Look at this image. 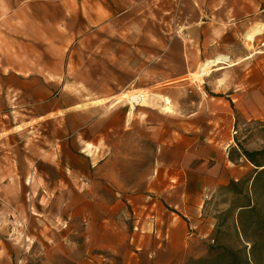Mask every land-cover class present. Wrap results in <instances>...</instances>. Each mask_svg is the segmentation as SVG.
<instances>
[{
	"label": "rangeland",
	"instance_id": "374dc122",
	"mask_svg": "<svg viewBox=\"0 0 264 264\" xmlns=\"http://www.w3.org/2000/svg\"><path fill=\"white\" fill-rule=\"evenodd\" d=\"M130 19L138 23V30L141 25L149 28L151 49L163 52L158 47L167 36L163 32L167 15L139 11ZM225 22L227 26L229 21ZM242 22L237 28L227 26L223 46L209 57L228 56L226 64H218L223 66L219 69L199 63L184 77L181 65L152 61L150 78L130 85L129 74L122 69L125 65L110 63L111 54L125 42L120 36L124 31L104 30L100 47H93L95 40L100 42L93 38L87 47L74 41L72 53L67 52L70 71L79 73L76 81L84 95L65 96L56 90L53 98L56 107L77 104L70 111L41 119L40 110L29 111L21 97L0 94V264H118L120 258L106 246L110 239L119 236L135 246L132 236L151 235V225L147 231L141 222L143 213L132 209L126 196L142 194L145 189L151 197L156 195L151 188L158 177L154 170L159 173L160 167L154 164L157 146L152 135L167 141L179 132L189 135V128L193 131V190L206 184L205 212L215 218L214 229L225 216L227 225L222 227L220 241L235 245L231 222L236 211L232 209L245 203L246 197H235L227 185L231 180L250 179L254 169L240 155L238 145L247 150L264 148V11H255V17ZM256 27L261 33L249 41L248 34ZM98 75L103 84L118 85L111 97L94 95L87 88L95 85L90 78ZM6 82L19 85L14 79H2L0 89ZM123 92L153 94L162 100L154 108L134 105L128 119L130 106L118 100ZM163 98H168L170 112L162 109ZM82 103L88 105L82 107ZM94 105L104 116L94 115L96 110L90 109ZM120 116L130 127L108 131L110 146L103 147L91 167L74 147H80L81 137L93 138L116 126ZM100 157L108 159L105 167L99 168L104 161L97 162ZM113 170L118 175L109 174ZM247 182L241 185L245 190L252 181ZM252 197L264 221V195L258 192ZM247 236L254 240V252L264 264V230L250 229ZM191 257L179 256L173 264H185Z\"/></svg>",
	"mask_w": 264,
	"mask_h": 264
},
{
	"label": "crops",
	"instance_id": "0c3cea01",
	"mask_svg": "<svg viewBox=\"0 0 264 264\" xmlns=\"http://www.w3.org/2000/svg\"><path fill=\"white\" fill-rule=\"evenodd\" d=\"M139 11L142 15L145 11H163L167 15L163 29L167 36L158 47L163 52L151 49L149 28L141 25L138 30V23L130 19ZM255 11H264V0H0V80L14 79L19 84L4 83L0 94L6 98L21 97L29 111L40 110L38 118L41 119H49L58 111H70L77 104L56 107L53 98L56 90L65 96L84 95L76 81L80 79L79 73L70 71L67 52L72 53L74 41L87 47L91 39L100 40L104 30L124 31L120 36L125 42L119 46L121 50L111 54L110 63L124 64L122 69L129 74L133 86L150 78L152 61L181 65L184 77L199 63L208 65L209 69L221 67L218 64H226L228 56L209 57L223 46L227 26L232 29L231 26L241 25L247 17H255ZM230 18L234 19L232 23ZM225 19L229 21L227 26ZM119 21L123 23L117 26ZM100 43L101 40L99 43L95 40L93 47H100ZM90 79L95 85L87 88L94 95L111 97L118 88V85L103 84L100 75ZM95 106L90 107L96 110L94 115L104 116ZM129 127L120 116L118 124L105 133L93 138L78 134L81 145L74 149L86 156L93 167L94 157L102 153L103 147L110 146L107 145L109 132ZM186 132L189 135L179 132L168 138V145L158 134L152 135L157 146L154 164L160 167L159 173L154 170L158 177L151 188L156 195L151 197L145 189L142 194L126 196L132 209L143 213L141 222L146 224L147 231L148 224L151 225V235L143 239L132 236L135 246L119 236L110 239L106 246L120 258L118 264H173L179 256L206 254L207 245L213 239L215 218L205 212L206 184L200 190H193V131L189 128ZM96 161H103L99 168L108 163L104 157ZM203 172L209 174L210 170ZM109 174L118 175V172L113 170ZM115 185L118 195V180ZM118 202L116 199V206Z\"/></svg>",
	"mask_w": 264,
	"mask_h": 264
},
{
	"label": "trees",
	"instance_id": "16d2710c",
	"mask_svg": "<svg viewBox=\"0 0 264 264\" xmlns=\"http://www.w3.org/2000/svg\"><path fill=\"white\" fill-rule=\"evenodd\" d=\"M240 155L253 166V174L246 181L231 180L227 185V190L231 191L235 197L244 195L245 203L234 206L236 217L231 222V226L236 233V244L227 245L220 241L222 227L227 225V220L222 217L216 224L213 239L207 245V252L204 256L191 257L185 264H261V257L254 252L255 242L247 236L250 229L264 230V221L258 216L257 205L252 195L258 192L264 195V148L259 150H247L238 145ZM234 149H231L233 151ZM247 181H252L249 187ZM231 210V208L229 209ZM260 224V227H259ZM250 246L247 247V243Z\"/></svg>",
	"mask_w": 264,
	"mask_h": 264
},
{
	"label": "bare ground",
	"instance_id": "6f19581e",
	"mask_svg": "<svg viewBox=\"0 0 264 264\" xmlns=\"http://www.w3.org/2000/svg\"><path fill=\"white\" fill-rule=\"evenodd\" d=\"M261 30L260 28L256 27V29L253 32L249 33L248 34L249 41H253L255 35L258 33L260 34ZM221 67H216L215 69H219ZM118 100L130 105V110L128 113V119H130L131 111L134 109V105L138 104V105H143V106L154 108L160 105V102L162 99H160L157 95H153V94L143 95L142 93L123 92L120 94V97L118 98ZM163 101H164V105L162 109H164L167 112H170L171 111L170 106L167 105L169 103V100L167 98H163Z\"/></svg>",
	"mask_w": 264,
	"mask_h": 264
},
{
	"label": "built area",
	"instance_id": "2783aa9c",
	"mask_svg": "<svg viewBox=\"0 0 264 264\" xmlns=\"http://www.w3.org/2000/svg\"><path fill=\"white\" fill-rule=\"evenodd\" d=\"M127 93H130V92H127ZM121 94V93H120ZM130 106V105H129ZM151 218H153V217H151ZM138 229V227L137 226H134V230H137Z\"/></svg>",
	"mask_w": 264,
	"mask_h": 264
}]
</instances>
